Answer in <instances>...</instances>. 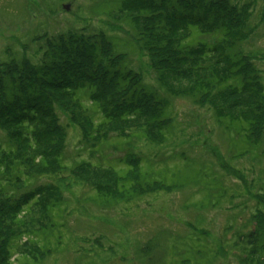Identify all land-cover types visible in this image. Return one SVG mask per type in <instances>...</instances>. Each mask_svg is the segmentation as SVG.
<instances>
[{"label": "rangeland", "instance_id": "obj_1", "mask_svg": "<svg viewBox=\"0 0 264 264\" xmlns=\"http://www.w3.org/2000/svg\"><path fill=\"white\" fill-rule=\"evenodd\" d=\"M122 1L0 0V62L39 63L45 55V35L56 37L69 31L105 34L112 38L114 53H128L130 69L139 72L147 85L169 96L159 87L147 52L136 44L132 26L119 15ZM228 2L240 11L235 31L243 33L244 52L253 54L252 58L264 52V0ZM64 5L70 6L69 10ZM196 35L189 42L205 41L210 45L216 39L212 31ZM255 64L264 77V60L258 56ZM1 69L3 74L8 67ZM170 81L178 88L191 85L189 80L176 77ZM90 94L88 87L80 89L75 95L76 104L71 97H63L80 118L85 108L86 114L95 117L98 129L88 137L90 126L81 130L58 102H54L52 115L60 119L66 131H60L57 124L50 133L41 126L37 131H43L41 136L47 143H53V137L61 145L56 142L51 148L46 144L36 151L24 140L25 129L19 127L24 134L19 133L22 138L17 140L27 154L25 162L41 173H24L12 184L6 178L15 175L5 176L1 159L7 150H13L10 142L14 141L0 126V209L16 215L19 204L31 208L24 218L17 219L21 231L25 221L33 230L41 229L49 222L47 213L57 222L54 230L38 237L44 248L52 250L40 264H241L244 253L238 235L252 228L250 219L259 204L256 195L264 192V137L261 145L254 147L241 124L219 121L215 111L218 107L228 108V100L213 92L204 106L185 96H170L173 123L165 132L163 144L151 143L143 131L149 129L150 116L102 126L105 118L100 108L92 105ZM38 132L34 133L36 138ZM41 153L53 166L52 174H43L47 169L40 167ZM126 162H132V166L139 163L147 173V181L176 188L136 190L139 187L132 173L133 199L102 205L104 198L97 196L96 188L116 191L117 175L98 167L125 173ZM7 197L10 205L5 203ZM54 200H61V204L51 213L47 205ZM16 257H12L14 264L26 259Z\"/></svg>", "mask_w": 264, "mask_h": 264}, {"label": "trees", "instance_id": "obj_2", "mask_svg": "<svg viewBox=\"0 0 264 264\" xmlns=\"http://www.w3.org/2000/svg\"><path fill=\"white\" fill-rule=\"evenodd\" d=\"M121 4V19L132 26L136 44L147 52L151 68L157 73L159 87L169 96L147 85L139 72L130 69L127 65L128 53H114L112 38L105 34L91 36L84 31H69L56 37L45 35V55L39 63L17 60L0 62V126L14 141L10 142L13 150L5 151L1 159L5 176L8 177L9 173L15 175L13 179L6 178L10 184L23 178L24 173L29 176L41 173L33 164L25 162L27 154H24L23 145L20 146L17 140L22 138L19 133L22 136L26 132L28 137H23L24 140L36 151H41L46 144H50L51 148L53 143L59 145L60 142L53 137V143H47L41 136L44 135L43 131H37L41 126L50 133L56 124L60 131L63 130L60 119L52 115L56 102L81 130L90 126L87 137L96 132L98 124H94L95 117L88 112L87 115L85 108L81 114L84 117L80 118L69 101L63 99L71 97L72 103H75L77 92L86 87L91 91L92 105L98 106L105 118L100 125L107 126L118 120L124 123L140 121L150 116L147 122L149 129L143 131L146 138L156 144H163L165 132L173 123L169 114L170 96H185L195 104L204 106L216 92L220 99L228 100V108L216 109L217 119L241 124V130L247 133V141L254 147L261 145L264 137V77L255 60L258 56L264 60V52L253 58V54L249 56L244 52L243 33L235 31L241 16L237 7L233 9L228 0H123ZM210 31L216 37L214 43L189 42L196 34L204 35ZM4 66L8 70L2 74L1 68ZM172 77L189 80L191 85L175 87L170 81ZM79 107L83 108L82 104ZM236 109H241V112L236 113ZM153 124L157 132H154ZM12 127L16 130L12 131ZM19 127L24 128V132ZM37 132L39 135L36 138L34 133ZM41 154L40 167L47 169L43 174H52L50 170L53 166L47 163L46 155ZM60 156H57L59 160ZM59 164L61 167V161ZM86 164L92 166L88 162ZM131 164L126 162L128 167L125 173L98 167L112 171L113 176L117 175L116 191L109 192L100 186L96 188L97 196L104 198L102 205L133 199L130 186L134 179L131 178L132 173H135L139 187L136 190L176 188L160 181H147V173L141 170L139 163L136 166ZM136 190L135 194L138 195ZM256 198L259 204L250 219L252 228L238 235V243L244 253L240 257L241 264H264V192L257 194ZM5 200L10 205L8 197ZM60 202L51 201L47 205L48 211L54 213ZM18 206L20 209L16 215L0 209V218L3 219H0V264H14L12 257L16 255L15 260H19V256L27 259L20 264H40L52 250L44 248L38 242V237L54 230L57 222L47 213L49 222L43 223L41 229L33 230L31 223L23 220L24 229L18 230L22 224L17 219L24 218L32 211L30 207Z\"/></svg>", "mask_w": 264, "mask_h": 264}, {"label": "water", "instance_id": "obj_3", "mask_svg": "<svg viewBox=\"0 0 264 264\" xmlns=\"http://www.w3.org/2000/svg\"><path fill=\"white\" fill-rule=\"evenodd\" d=\"M65 9L69 10L70 6L64 5Z\"/></svg>", "mask_w": 264, "mask_h": 264}]
</instances>
